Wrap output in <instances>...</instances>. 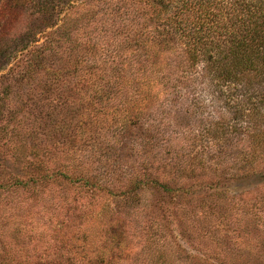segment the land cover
Here are the masks:
<instances>
[{
  "label": "trees",
  "instance_id": "obj_1",
  "mask_svg": "<svg viewBox=\"0 0 264 264\" xmlns=\"http://www.w3.org/2000/svg\"><path fill=\"white\" fill-rule=\"evenodd\" d=\"M40 5L39 1L41 12ZM25 6H30L29 0H12L6 9L10 13ZM97 11V19L91 20L95 28L80 38L83 42L73 36L67 42L65 63L58 69L50 65L43 69L53 70L52 85L56 88L64 73L81 63L74 57L78 47L88 52L96 45L103 58V76L88 82L84 110L95 115L110 104L118 114L114 121L122 125L133 121L142 131L138 140L145 159L134 170L126 193L146 184L174 197L185 185L172 188L169 180L189 181L191 194L200 197L198 217L195 223H187L194 234V264H264V196L262 206L255 208L258 211L243 209L244 214L231 217L228 204L233 198L218 186L220 179L254 176L264 187V0H100ZM91 17L88 9L86 19ZM47 51V43H34L26 52L23 74L30 71L29 63L39 66ZM5 99L0 98V123L5 116L7 123L17 124V112L3 108ZM152 104L156 111L180 107L187 121L181 119L182 113L167 111L165 134L161 129L155 134L143 131L151 120V115H145L146 106L153 108ZM191 119L196 130L189 125ZM6 126L0 125V235L2 228L18 222L15 206L19 204L13 199L18 193L25 194L21 199L35 200L38 188L51 183L76 190L79 197L101 191L87 187L85 177L69 173L66 167L52 169L48 153L37 155L34 148L36 155L23 160L28 171L7 169V161L18 160L25 133L14 135L15 126ZM179 148L183 151L176 154ZM197 148L202 150L200 156L182 158L183 152ZM163 170L168 171L167 179ZM4 218L8 220L2 222ZM84 228L81 223L76 230ZM145 228L152 235H162L160 223L150 221L141 230ZM139 245L134 260L145 248ZM19 263L11 250L0 251V264Z\"/></svg>",
  "mask_w": 264,
  "mask_h": 264
},
{
  "label": "rangeland",
  "instance_id": "obj_2",
  "mask_svg": "<svg viewBox=\"0 0 264 264\" xmlns=\"http://www.w3.org/2000/svg\"><path fill=\"white\" fill-rule=\"evenodd\" d=\"M10 1L0 0V98L6 97L3 108L6 112H17L20 122L7 123L4 116L0 125L15 126L14 135L25 133V144L18 152V160L7 161L6 167L21 174L28 171L23 168V160L36 155L34 148L37 155L48 153L52 169L66 167L69 173L85 177L87 187L93 185L101 191L91 197L87 193L79 197L76 190L51 183L45 189L38 188L35 200L21 199L25 194L18 193L13 197L15 205L19 204L15 206L18 222L2 228L0 251L14 252L19 264H101L100 258L102 264H194L191 260L195 253L194 234L187 223H195L198 217L199 193L191 194L189 181L180 184L170 180L172 188L182 183L187 188L183 186L185 189L174 197L146 184L134 193H126L134 170L145 159L138 140L142 131L133 126V121L132 125L116 122L118 114L115 115L110 104L95 115L84 110V99L90 91L88 82L94 83L93 78L103 76L100 70L103 58L96 45L88 52L78 47L74 57L81 63L65 72L56 88L52 85L53 70H43L49 65L58 69L68 58L66 46L72 36L80 39L95 28L91 20L97 19L100 0H29V7L8 13ZM88 9L92 17L87 20ZM88 34L97 40L95 32ZM43 42L48 44V51L42 63L39 66L29 63L30 71L23 74L26 52L34 43ZM152 106H146L145 115H151L149 119L153 120L145 125L148 130L143 131L155 134L161 129L165 134L167 111H172L171 115L182 113L181 119L187 121L180 107L158 109V114L156 105ZM177 120L180 121L179 116ZM199 121L201 118L196 126ZM189 125H194V119ZM122 126L126 127L123 132ZM161 139L160 136V143ZM182 151L179 148L176 154ZM204 151L213 154L211 150ZM195 153L200 156L202 150L185 151L182 158L188 155L192 159ZM162 173L167 179L168 171ZM218 186L233 198L228 204L232 207L231 217L244 214L243 209L258 211L255 208L263 204L264 187L254 176L220 179ZM150 221L160 223L162 235H152L148 228L141 230ZM81 223L86 228L76 230ZM30 227L32 230L28 231ZM254 232L250 231L252 235ZM138 243L145 248L139 259L134 260ZM250 245L251 242L246 243L247 247Z\"/></svg>",
  "mask_w": 264,
  "mask_h": 264
}]
</instances>
